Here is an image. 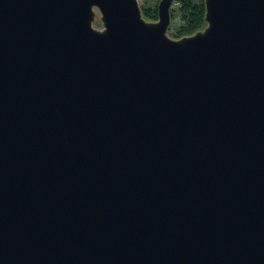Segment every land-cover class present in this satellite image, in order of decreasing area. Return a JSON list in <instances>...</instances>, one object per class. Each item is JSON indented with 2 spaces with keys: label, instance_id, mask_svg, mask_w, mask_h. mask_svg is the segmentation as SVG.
I'll use <instances>...</instances> for the list:
<instances>
[{
  "label": "water",
  "instance_id": "95a60500",
  "mask_svg": "<svg viewBox=\"0 0 264 264\" xmlns=\"http://www.w3.org/2000/svg\"><path fill=\"white\" fill-rule=\"evenodd\" d=\"M172 1L0 0V264H264V0Z\"/></svg>",
  "mask_w": 264,
  "mask_h": 264
},
{
  "label": "trees",
  "instance_id": "16d2710c",
  "mask_svg": "<svg viewBox=\"0 0 264 264\" xmlns=\"http://www.w3.org/2000/svg\"><path fill=\"white\" fill-rule=\"evenodd\" d=\"M173 2H178V4L170 8L171 19L178 16L180 20L173 32L176 37L192 34L205 26L204 0H173ZM140 7L146 20L157 18V4H146Z\"/></svg>",
  "mask_w": 264,
  "mask_h": 264
},
{
  "label": "rangeland",
  "instance_id": "374dc122",
  "mask_svg": "<svg viewBox=\"0 0 264 264\" xmlns=\"http://www.w3.org/2000/svg\"><path fill=\"white\" fill-rule=\"evenodd\" d=\"M139 5L142 6V5H148V4H157L159 0H137ZM176 3L178 4V2H174L172 3V7H175ZM171 7V8H172ZM141 8V7H140ZM157 19V18H156ZM154 19V20H156ZM180 22L179 20V17L178 16H175L173 19H171L170 21V24H169V27H168V30H167V33L170 37H173V38H178V37H181V36H178L176 37L174 35V30H175V26ZM93 26L95 28H98V29H101L103 27V24H102V21H101V18H100V12L97 8H95V16H94V19H93V22H92ZM206 25V24H205ZM205 27V26H204ZM204 27L200 28V29H203ZM199 29V30H200ZM190 35V34H189Z\"/></svg>",
  "mask_w": 264,
  "mask_h": 264
}]
</instances>
